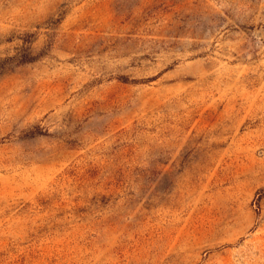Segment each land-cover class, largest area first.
<instances>
[{"label":"rangeland","instance_id":"obj_1","mask_svg":"<svg viewBox=\"0 0 264 264\" xmlns=\"http://www.w3.org/2000/svg\"><path fill=\"white\" fill-rule=\"evenodd\" d=\"M0 264H264V0H0Z\"/></svg>","mask_w":264,"mask_h":264}]
</instances>
